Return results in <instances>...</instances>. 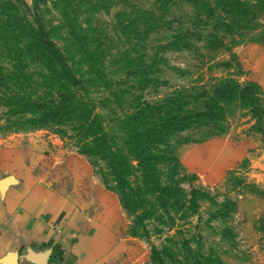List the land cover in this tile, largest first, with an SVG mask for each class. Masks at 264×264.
<instances>
[{
  "label": "rangeland",
  "instance_id": "1",
  "mask_svg": "<svg viewBox=\"0 0 264 264\" xmlns=\"http://www.w3.org/2000/svg\"><path fill=\"white\" fill-rule=\"evenodd\" d=\"M0 1L12 2L27 21L37 18L56 47L63 50L67 65L74 73L87 82L94 81L93 85L85 86V95L92 102L93 113L99 117L111 146L122 151L124 133L119 128V119L132 113L135 98H139V104L154 105L176 95L181 98V109L190 111L198 107L193 104V93L206 89L212 78L219 77L231 78L242 84L254 82L264 97V41L260 40L264 29V9H257L253 30L241 31L237 37L226 36L224 48L210 51L205 47V41H197L193 35L187 36V42L191 44L187 49L159 47L167 44L177 33L198 32L193 30L196 22L203 20L200 16L203 13L197 5L214 4V0ZM247 1L253 3L252 0ZM102 5L104 8L99 7ZM136 9L145 10L154 18L156 25L153 31L143 34L145 27L142 22L146 15L142 20L136 19L131 12ZM118 11L126 15L114 18ZM212 13L213 18L223 16L219 10ZM129 23L140 28L133 27L129 31L125 28ZM207 31L209 28L206 27L199 29L202 38ZM225 63L229 65H221ZM144 66H149L146 75H143ZM37 74H45L43 65L37 61L25 56L16 64L0 57V165L8 161L17 166L19 152L30 146L32 134L56 139L63 148L78 154L74 132L52 125L31 127L24 123L32 116L30 112H17L18 102L44 96L45 88L39 86ZM145 78L152 79V82L145 85ZM167 106L172 107L174 103ZM233 112L223 135H213L211 128H191L168 138L174 155L169 154L157 167L161 172V182L166 183L167 178L172 177L171 181L176 183L174 187L179 190L169 203L177 200L181 204L184 199L192 202L185 209L177 207L178 203L177 206L168 204L165 207L168 218L172 220L170 225L165 211L153 196L145 195L148 202L145 208L154 211L151 219L143 222L146 238L139 230L133 231V235L130 232L132 217L121 207L104 163L97 156L88 158L78 154L86 160L100 185L114 195L123 224L126 223L125 234L138 244L141 264H182L180 237L187 239L191 249L204 255L214 254L223 264H264V232L259 231L264 229V134L253 131L254 122L248 123L245 111L237 109ZM209 144L211 149L218 146L219 156L214 158L219 160L218 165L221 160H230L233 159L231 155H238L239 148L243 152L247 146L252 149L246 156L237 158L239 160L222 176L218 175L221 174L219 171L201 173L188 169L184 159L195 158L190 149ZM13 149L18 152L10 156ZM182 151L188 152L189 156H183ZM173 157L177 159L179 168L171 175L173 162L168 159ZM21 159L24 161L27 157L24 155ZM195 161L197 165L206 166L203 160ZM133 173L128 178L130 184H140L136 172ZM208 174H211L210 178ZM7 186L16 187L18 181L8 170L0 167V193ZM52 228L58 234L62 230L56 226ZM227 229L230 233L222 237L223 230ZM152 247L157 250L166 248L159 250L155 261L151 259Z\"/></svg>",
  "mask_w": 264,
  "mask_h": 264
},
{
  "label": "trees",
  "instance_id": "2",
  "mask_svg": "<svg viewBox=\"0 0 264 264\" xmlns=\"http://www.w3.org/2000/svg\"><path fill=\"white\" fill-rule=\"evenodd\" d=\"M252 1L253 3L247 0H214V4L208 2L196 4L203 13L200 15L203 20H198L193 30L198 32L183 35L177 33L167 44L159 48L187 49L189 45L191 46L187 42V36L192 35L197 41H205V47L210 51L224 48L226 36L237 37L241 31L254 29L257 9H264V0ZM99 7L104 8V5ZM214 10L221 11L223 16L213 18ZM131 12L139 20L146 15L142 22L144 26L141 24L145 27L144 35L153 31L156 24L149 13L139 9ZM21 14L23 13L19 12L18 7L12 2L0 1V57L18 64L26 56L43 65L45 74L37 76L39 86L45 88V94L40 99L28 98L18 102L17 112H30L32 116L24 123L31 127H35L36 124L52 125L74 132L73 138L78 145V154L88 158L97 156L104 163L105 170L115 185L113 191L118 196L121 207L132 217L129 228L132 235L133 231L139 230L146 238L147 231L143 222L154 215V211L145 208L148 204L145 195L153 196L165 211L170 225L172 220L168 218L165 207L168 204L177 206L178 203L177 207L185 209L189 202H192L184 199L181 204L177 200L169 203L172 196L176 198V192L179 190L174 187L176 183L171 181L172 177H168L166 183L161 182V172L157 167L169 154L174 155L173 148L168 144L169 137L191 128H211L214 131L211 132L213 135H223L228 129L229 116L237 109L245 111L244 116L249 117L248 123L254 122L251 127L253 131L264 134V97L261 88L251 81L242 84L231 78L219 77L212 78L206 89L193 93L194 96H191L193 104L198 107L190 111L181 109V98L176 95L171 99H165L164 103L154 105L146 102L139 104V98H135L132 113L122 115L119 119V128L124 133L123 151L117 149L111 146L99 117L93 113L92 102L85 95V86L93 85L94 81L87 82L74 73L67 65L63 50L56 47L37 18L33 17L31 21H27ZM124 15L125 12L118 11L114 18ZM133 27L140 28L130 23L125 26L129 31ZM205 27L209 28V31L205 32L202 38L199 29ZM260 40L264 41V29L261 30ZM148 69L149 66H144L143 75L147 74ZM149 81L152 82V79L145 78V85ZM79 93L84 94L79 96ZM41 100L44 101L40 102ZM171 102L174 106H167ZM169 160L173 162L170 167V173L173 175L179 164L175 157ZM133 172L137 174L136 178L140 182L138 185H131L128 180L133 176ZM259 231L264 232V229L260 228ZM229 233V229L223 230L222 237ZM178 242L183 253L182 264H223L214 254L204 255L191 249L185 238L180 237ZM172 244L177 246L176 242ZM164 249L166 248L159 250ZM159 250L151 248L152 261L157 260Z\"/></svg>",
  "mask_w": 264,
  "mask_h": 264
},
{
  "label": "crops",
  "instance_id": "3",
  "mask_svg": "<svg viewBox=\"0 0 264 264\" xmlns=\"http://www.w3.org/2000/svg\"><path fill=\"white\" fill-rule=\"evenodd\" d=\"M217 147L191 148L195 158L184 159L186 167L222 176L252 149L239 148L238 155L218 165ZM19 153L17 166L8 161L0 165L18 181L0 193V264L142 263L137 242L125 234L114 195L100 185L84 158L56 139L36 134ZM196 159L206 166L197 165ZM54 226L62 229L59 234Z\"/></svg>",
  "mask_w": 264,
  "mask_h": 264
}]
</instances>
